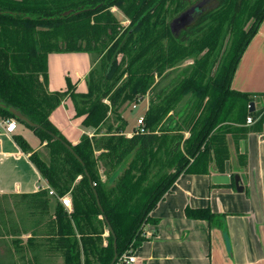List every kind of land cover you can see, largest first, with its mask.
Wrapping results in <instances>:
<instances>
[{
    "label": "trees",
    "instance_id": "obj_1",
    "mask_svg": "<svg viewBox=\"0 0 264 264\" xmlns=\"http://www.w3.org/2000/svg\"><path fill=\"white\" fill-rule=\"evenodd\" d=\"M203 1L192 23L174 34L171 21ZM69 9L80 12L62 16ZM263 20L264 0H0V98L40 125L21 122L46 141V154L33 151L22 135L15 138L56 192L54 229L46 243L65 264L112 262L114 235L107 220L117 237V263L146 240V225L158 222L152 211L180 174L207 173L212 164L224 169L231 156L229 135L245 136L248 129L241 125L264 108L249 113L254 99L231 89ZM53 52L92 55L86 93L76 92L74 85L49 90ZM146 96V132L134 128L128 137L121 108ZM67 97L82 125L97 130L93 136L84 133L77 144L50 121ZM109 111L121 123L102 132L98 128ZM0 116L15 118L3 108ZM263 122L264 115L256 121ZM68 193L71 210L60 202ZM34 196L52 200L48 190ZM187 214L209 223L217 218L209 208Z\"/></svg>",
    "mask_w": 264,
    "mask_h": 264
},
{
    "label": "crops",
    "instance_id": "obj_2",
    "mask_svg": "<svg viewBox=\"0 0 264 264\" xmlns=\"http://www.w3.org/2000/svg\"><path fill=\"white\" fill-rule=\"evenodd\" d=\"M92 68L88 52L50 53L49 90L64 91L74 85L76 92L86 93ZM231 89L250 95L255 111L264 107V20L237 65ZM140 103L144 107L136 105V113L133 109L122 114L128 122L124 131L128 137L148 109L149 96ZM75 114L74 103L67 97L50 116L72 144L84 133L97 132L83 126V117ZM6 119L0 116V264H65L46 243L54 229L56 198L49 194L52 200L47 203L34 196L50 185L15 137L22 135L33 151L44 154L46 141L19 121L14 133L7 132ZM241 126L248 132L239 138L229 135L231 156L224 169L212 164L207 173L180 174L151 213L158 222L146 225V240L131 251L135 264H264V122L250 125L246 120ZM235 174L241 177L243 191L236 187ZM200 208L217 215L213 223L188 216V209ZM116 264L125 262L120 259Z\"/></svg>",
    "mask_w": 264,
    "mask_h": 264
},
{
    "label": "water",
    "instance_id": "obj_3",
    "mask_svg": "<svg viewBox=\"0 0 264 264\" xmlns=\"http://www.w3.org/2000/svg\"><path fill=\"white\" fill-rule=\"evenodd\" d=\"M205 1H203L202 3L196 5V6H192L189 9H187L186 11H184L182 14H180L178 17H176L175 19H173L170 23V27L171 30L174 34L179 35L184 29H186L193 21L194 18V12L199 9ZM7 13H10L13 16H17L18 13L16 12H11V11H6ZM80 12V9L78 10H73V9H69L65 12H63L62 16H67L70 14H77ZM0 108L3 109H7L19 122H22L28 126L31 127H39L40 125L36 122H34L33 120L30 119V117H28L25 113H23L20 109L12 106V105H7L1 98H0ZM138 110V107L136 106L134 108V113H136V111ZM250 112H254L255 111V103L251 102L250 103V108H249ZM67 148L70 149L72 151V153H75V151L73 150V148L66 144ZM76 154V153H75ZM87 172V171H86ZM88 174V172H87ZM89 175V174H88ZM91 181V179H90ZM235 183H236V187L239 191H243V186H242V180L239 174H235ZM96 196H97V201L99 206L102 208L101 206V202L100 199L97 195V192L95 190ZM107 225H108V231L110 233H112L114 235V258L112 260V262L110 264H115L116 261L118 260V244H117V237L115 235V232L113 230L112 225L109 223V221L107 220Z\"/></svg>",
    "mask_w": 264,
    "mask_h": 264
},
{
    "label": "built area",
    "instance_id": "obj_4",
    "mask_svg": "<svg viewBox=\"0 0 264 264\" xmlns=\"http://www.w3.org/2000/svg\"><path fill=\"white\" fill-rule=\"evenodd\" d=\"M263 115H264V108H263V111L258 116V118H254L253 116H248L247 117V123L250 125H253ZM17 124L18 123H17V120L15 118L6 119V121H5L6 131L9 133H14L17 129ZM145 132H146V129H145L144 116H141L137 120L136 133H145ZM48 191H49V194H51V195L56 194L55 190L52 189L51 187H48ZM60 202L62 203V205L66 209H68V210L72 209V199H71L70 194H66V195H63L62 197H60ZM131 251L132 250L127 251L121 257V259H123L125 264H135L137 261L135 254H133Z\"/></svg>",
    "mask_w": 264,
    "mask_h": 264
},
{
    "label": "rangeland",
    "instance_id": "obj_5",
    "mask_svg": "<svg viewBox=\"0 0 264 264\" xmlns=\"http://www.w3.org/2000/svg\"><path fill=\"white\" fill-rule=\"evenodd\" d=\"M112 11H113V13L116 15V17L120 20V22L122 23V25H124V26H126V25H128L129 24V20H128V18L124 15V13L120 10V9H117L116 7H113L112 8ZM187 64H189V61H186V62H184L183 64H182V68L183 67H185ZM175 74H172L171 75V77L172 76H174ZM160 78L158 77L157 78V81L159 80ZM106 102H107V100H106ZM142 102V101H141ZM139 104H141V103H139ZM139 104H134V103H126V104H124L123 106H122V108H121V113L123 114V113H125V112H131L133 109H134V107L136 106V105H139ZM143 104H141V106H142ZM143 107H144V105H143ZM142 107V108H143ZM140 113H141V111L139 112V115H140ZM139 115H137V117L139 116ZM137 117H134L135 119H130V123L131 122H135V120H136V118ZM127 121V120H126ZM19 123H21V122H19ZM120 123H121V121L119 122V121H117V119L115 118V116L113 115V114H111L110 113V111L107 113V116H106V118H105V121L103 122V125L102 126H99V128H98V130H101L102 132H105V131H111L110 129H109V126L110 127H113L112 129H116V128H118V125H120ZM127 125H128V122H127ZM135 127V126H134ZM126 128L127 127H125V130H126ZM136 128V127H135ZM112 131H114V130H112ZM186 136H189V133L187 132L186 133ZM103 179H106V176H104V178ZM69 194V193H68Z\"/></svg>",
    "mask_w": 264,
    "mask_h": 264
}]
</instances>
